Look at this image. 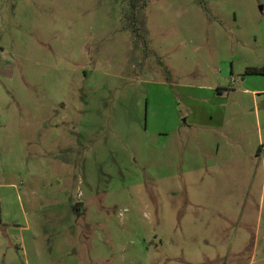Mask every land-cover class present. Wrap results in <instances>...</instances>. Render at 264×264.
<instances>
[{
    "label": "rangeland",
    "instance_id": "1",
    "mask_svg": "<svg viewBox=\"0 0 264 264\" xmlns=\"http://www.w3.org/2000/svg\"><path fill=\"white\" fill-rule=\"evenodd\" d=\"M246 67L264 0H0V264H264Z\"/></svg>",
    "mask_w": 264,
    "mask_h": 264
},
{
    "label": "trees",
    "instance_id": "2",
    "mask_svg": "<svg viewBox=\"0 0 264 264\" xmlns=\"http://www.w3.org/2000/svg\"><path fill=\"white\" fill-rule=\"evenodd\" d=\"M129 3L132 8L137 7L139 0H129ZM145 4V3H143ZM264 69L262 67H246L245 74H255V73H263Z\"/></svg>",
    "mask_w": 264,
    "mask_h": 264
},
{
    "label": "crops",
    "instance_id": "3",
    "mask_svg": "<svg viewBox=\"0 0 264 264\" xmlns=\"http://www.w3.org/2000/svg\"><path fill=\"white\" fill-rule=\"evenodd\" d=\"M245 79H247L246 77H244L243 78V80H242V84L244 85V83H245ZM245 86V85H244ZM260 88H262V89H260ZM227 89L228 88H223V89H221V88H218L217 89V91L219 92V94H221L223 91H227ZM223 90V91H222ZM229 91V90H228ZM262 91H264V87H259V89L257 88V89H250V88H248V87H244V89H243V92L244 93H251L252 95H253V97L254 96H256V95H258V94H260V93H262Z\"/></svg>",
    "mask_w": 264,
    "mask_h": 264
}]
</instances>
